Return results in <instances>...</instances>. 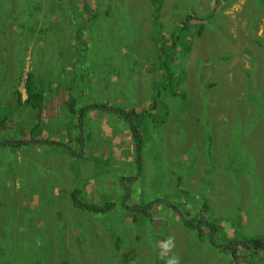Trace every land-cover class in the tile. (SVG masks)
Returning <instances> with one entry per match:
<instances>
[{
    "label": "rangeland",
    "instance_id": "obj_1",
    "mask_svg": "<svg viewBox=\"0 0 264 264\" xmlns=\"http://www.w3.org/2000/svg\"><path fill=\"white\" fill-rule=\"evenodd\" d=\"M187 14L201 33L174 54L149 0H0V264H165L169 235L181 264H264L239 245L264 240V0H163V33ZM28 73L40 120L15 103ZM158 90L136 149L118 113ZM82 187L114 208H75Z\"/></svg>",
    "mask_w": 264,
    "mask_h": 264
},
{
    "label": "trees",
    "instance_id": "obj_2",
    "mask_svg": "<svg viewBox=\"0 0 264 264\" xmlns=\"http://www.w3.org/2000/svg\"><path fill=\"white\" fill-rule=\"evenodd\" d=\"M150 4L152 6V33L156 38L154 41H159V36H162L164 39H166L165 44L168 46L169 50H173L174 54L179 53L180 51H185L190 47L191 44V37L192 35L196 34L199 35L201 33V24H198V26L191 24L193 19H197L196 16H191L187 14L185 16V20H182L179 25H177L168 36H166L163 33L162 30V24L159 21L160 15L159 10L162 6L163 0H149ZM213 7H217V2H215ZM182 48L183 50H178V48ZM157 48L159 50L158 59H160L159 62V71L161 70L160 78H162V81L165 85L170 84V79L173 77L171 73V68L168 65V56H170V52L167 51L165 48H162L159 44L157 45ZM40 80L37 78L36 75L33 73H28L26 75V79L24 81V90L26 93V97L23 98L21 93L19 91H16L15 95V103L16 106H26L30 110H33L38 120H40V116L43 113L44 109V96L42 92L40 91ZM152 105L149 107V109H145L146 111H140L136 112L135 110H130L128 112L120 111L118 114L128 123L130 132L134 139L136 140V147H139L140 144V136L138 134V127L137 125L144 124L145 121L150 117L151 112L158 108L159 106L161 108H165V103L160 95V91L158 90V93L154 95L152 101ZM74 102L70 101L68 102V108L70 110L73 109ZM103 107V106H102ZM85 108L82 107L79 111V117L82 116L83 110ZM7 119V116H3V119L0 120V126L2 123H4ZM164 121V118L160 121L161 123ZM22 142V141H20ZM137 149V148H136ZM83 191L85 192V188H74L70 192V199L72 202V205L75 208L86 210L91 213H105L111 211L114 206L115 202L112 200H103L99 202L89 201L86 200L85 195L88 194L85 193L83 195ZM88 192V189H87ZM147 206H141L140 209L135 210L138 214L145 213L147 211ZM141 212V213H140ZM200 221H197L196 224H192L189 221L185 223L187 227H193L196 228V230L199 231V235L202 233V227L200 225ZM214 229L211 227V232ZM242 244H239L240 247H244L248 251H250L249 255L250 257H255L259 252L264 250V240L260 237L255 238H249L245 239ZM247 246V247H245ZM251 248V249H248ZM249 258V257H248ZM237 264H243V262L238 261Z\"/></svg>",
    "mask_w": 264,
    "mask_h": 264
},
{
    "label": "clouds",
    "instance_id": "obj_3",
    "mask_svg": "<svg viewBox=\"0 0 264 264\" xmlns=\"http://www.w3.org/2000/svg\"><path fill=\"white\" fill-rule=\"evenodd\" d=\"M159 256L165 264H181L180 256L173 250L176 248L175 237L172 235L158 242Z\"/></svg>",
    "mask_w": 264,
    "mask_h": 264
},
{
    "label": "crops",
    "instance_id": "obj_4",
    "mask_svg": "<svg viewBox=\"0 0 264 264\" xmlns=\"http://www.w3.org/2000/svg\"><path fill=\"white\" fill-rule=\"evenodd\" d=\"M133 207H137V206H132V207H131V208H132V210H137V209H133ZM138 209H140V207H139ZM134 221H135V219H134Z\"/></svg>",
    "mask_w": 264,
    "mask_h": 264
},
{
    "label": "flooded vegetation",
    "instance_id": "obj_5",
    "mask_svg": "<svg viewBox=\"0 0 264 264\" xmlns=\"http://www.w3.org/2000/svg\"><path fill=\"white\" fill-rule=\"evenodd\" d=\"M148 208L150 207V204H148V205H146ZM137 207H140L141 208V206H137Z\"/></svg>",
    "mask_w": 264,
    "mask_h": 264
},
{
    "label": "water",
    "instance_id": "obj_6",
    "mask_svg": "<svg viewBox=\"0 0 264 264\" xmlns=\"http://www.w3.org/2000/svg\"><path fill=\"white\" fill-rule=\"evenodd\" d=\"M138 149V146L136 147ZM139 207H133V209H138Z\"/></svg>",
    "mask_w": 264,
    "mask_h": 264
}]
</instances>
